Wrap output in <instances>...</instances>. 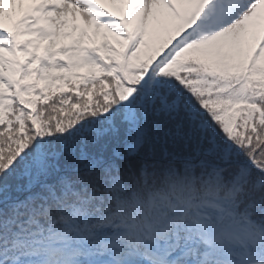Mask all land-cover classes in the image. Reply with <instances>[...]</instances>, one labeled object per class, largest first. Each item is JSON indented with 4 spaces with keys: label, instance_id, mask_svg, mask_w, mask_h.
<instances>
[{
    "label": "snow or ice",
    "instance_id": "snow-or-ice-1",
    "mask_svg": "<svg viewBox=\"0 0 264 264\" xmlns=\"http://www.w3.org/2000/svg\"><path fill=\"white\" fill-rule=\"evenodd\" d=\"M0 264H264V0H0Z\"/></svg>",
    "mask_w": 264,
    "mask_h": 264
},
{
    "label": "rangeland",
    "instance_id": "rangeland-1",
    "mask_svg": "<svg viewBox=\"0 0 264 264\" xmlns=\"http://www.w3.org/2000/svg\"><path fill=\"white\" fill-rule=\"evenodd\" d=\"M106 5H107V4H106ZM107 6H108V8L111 9V6H109V5H107ZM27 7H28V5L26 4V5H25V9H27ZM6 24H7L8 27H11V22L6 21Z\"/></svg>",
    "mask_w": 264,
    "mask_h": 264
}]
</instances>
